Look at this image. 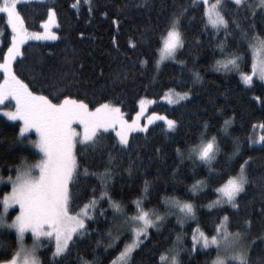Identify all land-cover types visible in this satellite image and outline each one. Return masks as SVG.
I'll return each instance as SVG.
<instances>
[{"label":"trees","instance_id":"obj_1","mask_svg":"<svg viewBox=\"0 0 264 264\" xmlns=\"http://www.w3.org/2000/svg\"><path fill=\"white\" fill-rule=\"evenodd\" d=\"M185 2L193 8L186 9L187 15L183 19L185 43L174 60L163 63L156 70V46L145 42L131 47L128 39H135L137 33L149 26H162L173 7H182ZM17 7L29 31L41 30V21L46 19L49 8L55 12L57 40L27 41L21 46L22 57H17L13 62V70L34 92L49 95L53 85H60L66 89L63 95L83 99L89 107L105 101L119 105L128 120L137 112L141 97L158 100L168 90L190 92L188 97L176 104L157 101L149 109L150 112L176 120L178 124L174 129H165L160 121L143 132L131 133L127 145H120L115 134L106 130L95 148L77 142L75 153L79 174L70 185L72 211L75 212L77 206L93 195V186L96 188L95 194H99L100 181L92 173L108 166L105 158L111 153L114 175L108 190L113 200L128 202L126 207L129 213L134 208L131 201L140 195V189L147 181L151 191L147 202L142 201L145 208L155 206L162 212L165 205L161 196L175 195L179 199L193 200L199 216L198 221L187 222L183 228L173 218L166 219L158 228H150L149 237L134 249L131 264H162L156 257L172 244L173 237L181 231L185 236L180 248L191 249L190 235L195 224L199 223L211 235L209 222L213 217L218 222L225 213L230 216L229 231L240 228L243 220L250 221L249 227L242 229L247 231V240L251 241L248 259L251 264H256L257 258L264 259V238H260L264 231V143L254 146L246 141L254 124L264 125V80L254 79L252 84L244 85L237 73L212 68L215 60L222 57L215 46L220 45L222 39L227 40L225 52L230 51L236 47L235 35L238 33L229 37L221 30L213 35L210 26L205 31L200 18L202 5L195 10L193 0H148L144 5L137 0H88L87 3L85 0H44L20 3ZM222 7L228 10L232 4L226 0L222 2ZM254 15L255 20L249 19L241 26L254 23L257 34L264 35V32H260L264 28V16L260 15V10ZM113 19L117 22L113 23ZM0 29L3 30L1 59L10 36L3 14H0ZM228 31L232 32V26ZM246 47V44L242 45L241 51ZM140 58L145 61L144 65L140 64ZM179 60H184L187 67L179 66ZM251 63L249 52L247 62L240 70L251 71ZM189 68L199 72V81L192 82ZM116 73H119L118 77ZM217 109L220 111L217 112ZM229 117L232 118L228 128L230 135L221 131V124ZM205 122L208 125L206 129ZM201 129L207 133L205 138L215 135L219 144L220 151L210 164L211 168L219 167L232 151V136L240 137L242 141L241 152L233 157L236 167L245 156L252 158L246 168L254 183L248 184L235 210L229 205L216 207L217 211L202 207L215 196L212 191L215 184L208 180L209 167L201 162L193 164L186 153L180 159L176 153L177 148L183 151L186 148L184 141L194 137ZM18 130V122L0 115V177L14 175L15 166L21 158L30 163L39 158L32 145L11 143ZM261 132L264 137L262 127ZM26 135L31 139L34 137L32 134ZM231 174L234 175L235 171ZM202 178L208 186L192 193L188 185ZM9 189L7 183L0 184V197ZM101 200L103 202L94 209L98 218L87 224L85 234L75 238L66 255L51 256L52 249L48 244L39 249L42 264H82L83 261L91 264L94 259L96 264H108L129 236L124 235L117 246H110V250H106L105 246L109 245V224L115 225L119 218L109 221L100 216L101 208L105 209L106 216L113 215V210L106 207L107 198L102 197ZM15 246V234L7 228H0V259H8ZM214 255V251L209 255L197 247L192 255L188 251H181L179 259L181 264H205Z\"/></svg>","mask_w":264,"mask_h":264},{"label":"snow or ice","instance_id":"obj_2","mask_svg":"<svg viewBox=\"0 0 264 264\" xmlns=\"http://www.w3.org/2000/svg\"><path fill=\"white\" fill-rule=\"evenodd\" d=\"M24 2L25 0H0V14H3L7 28L10 29L9 42L3 49V59L0 60V70L3 71L0 78V101H4L7 97L15 101L13 110L7 111L0 106V112L10 119L18 118L19 120V130L14 134L11 143L34 145L38 150L39 158L34 163L21 158L15 166V176L0 177V179H6L11 185L10 191L0 197V204H2L0 228L15 230L16 245L11 256L8 259H0V264H42L37 252L44 247L45 240L48 241V247L52 249L51 256L66 255L75 238L85 234L87 224L98 218L94 209L103 202L102 197L107 198L106 207L113 210V215L106 216L103 208L100 209L99 215L109 221L119 218L115 225L109 224L107 229L109 245L105 246L106 250H110V246H117L124 235L129 236L108 264H118V262L131 264L133 249L140 247L149 237L150 227L158 228V225L167 217L175 215L177 222L183 228L186 221L199 220L197 206L193 200H183L173 195L167 198L161 196L165 205L163 212L155 206L145 208L142 201L147 202L148 193L151 191L148 182L145 181L144 187L140 189V195L131 201L134 208L129 213L126 207L128 202L113 200L108 190L114 175L113 158L109 153L105 158L108 166L102 171L92 173L100 181L99 194H95L96 188L93 186L91 189L93 195L77 206L76 211L73 212L70 185L79 174L74 146L79 142L80 145H91L95 148L100 137L108 129L115 132V138H118L120 145H127L130 143V133H136L137 129L144 131L152 121H162L165 129H174L178 122L166 115L153 112L147 116L143 124H140L141 111L133 113L131 120H126L119 105L105 101L97 103L95 107H89L83 99H76L73 95H63L66 89L60 85H53L49 95L30 90L29 84H26L13 70V61L18 56L22 57L21 46L25 41L56 39L57 34L50 30L51 25L56 23L51 8L48 9L47 19L41 21L44 30L29 31L17 7ZM87 2L88 0H85V3ZM137 2L144 5L148 0H137ZM227 2L232 4V8L225 10L222 7V0H212L211 5L209 0H193L195 10H199L202 5L200 18L205 31L210 25L213 35L221 30L229 37L238 33L235 35L236 47L230 51L225 52V48L228 47L227 40L222 39L221 44L215 46L222 57L217 58L213 66L217 71L237 73L246 85L252 84L254 76L264 80V35L257 34L254 23H248L245 27L241 26L249 19L255 20L254 13L257 10H260V15L264 16V0H227ZM186 9L193 10L187 2L182 7L174 6L162 26L147 27L137 33L135 39L129 37L128 44L131 47H137L145 42L155 45L156 68H159L161 62L166 59L174 60L178 50H182L185 43L183 19L187 15ZM116 22L113 19V23ZM230 26H232V32L228 31ZM260 32H264V28L260 29ZM245 44L247 47L241 51V46ZM249 52L252 53V70L242 72L240 69L247 62ZM140 64H145L143 58H140ZM177 64L187 67L184 60L177 61ZM188 71L191 73L192 82L201 79L199 72L190 68ZM124 75L127 77V70ZM116 76L118 77L119 73H116ZM190 87L191 84H189ZM189 95L190 92L184 91L176 93L174 99L171 95L163 98L167 99L169 104H175ZM138 103L143 110L152 101L141 97ZM219 111L220 109H217V112ZM74 121L78 122L79 130L73 127ZM231 122L232 118H227L221 124V131L230 135L228 125ZM207 127L205 122V129ZM261 127L264 129V125ZM30 129L35 132L34 140L26 135ZM206 135V131L201 129L194 137L184 141L186 148L183 151L177 148L176 153L180 159H183L186 153L193 164L203 162L209 167L208 180L215 184L212 189L215 196L202 207L217 211L214 205L227 204L235 210L248 184L254 183L250 180L246 168L252 158L245 156L238 168L236 167L233 157L241 152L242 141L240 137L232 136V151L227 154L219 167L213 169L209 162L215 158L220 148L215 135L205 138ZM253 142L249 136L248 144L251 145ZM257 142L264 143V137H258ZM156 151L159 152V148ZM9 170L11 171V166ZM173 171L175 172V169ZM233 171H235L234 175L231 174ZM198 185L208 186L202 178L188 185V189L195 194ZM10 205L19 206V211L11 221L5 217ZM209 224L211 235L207 234L199 223L195 224L190 237L191 249L177 247L178 244L183 243L185 236V233L181 231L173 237L172 244L161 251L156 259L164 261L170 257V264H181L179 259L181 251H188L189 255H192L198 247L209 255L215 252L210 264H251L248 259L251 241L247 240V231L242 230L249 227V220H243L240 228L229 231L230 216L225 213L219 217L218 222L213 217ZM29 231L30 244L26 243L25 237V233ZM260 238H264V231L261 232ZM80 259L83 258L80 257ZM83 264H90V262L84 261ZM91 264H96L95 259ZM205 264L208 262L205 261ZM256 264H264V259L257 258Z\"/></svg>","mask_w":264,"mask_h":264},{"label":"rangeland","instance_id":"obj_3","mask_svg":"<svg viewBox=\"0 0 264 264\" xmlns=\"http://www.w3.org/2000/svg\"><path fill=\"white\" fill-rule=\"evenodd\" d=\"M28 1H44V0H25V2H28ZM223 1H226V0H222V2ZM211 3H212V0H209V4L211 5ZM53 10V9H52ZM53 13H54V17H55V12H54V10H53ZM47 17H48V14H47ZM47 17H46V19H47ZM55 20H56V18H55ZM210 26V25H209ZM56 27H57V24L55 23V24H53V25H51V27H50V30L51 31H53V32H56ZM211 27V26H210ZM44 29H43V27H42V25H41V30H39V31H34V32H42ZM2 33H3V30L2 29H0V45H1V36H2ZM57 34V33H56ZM55 40H57V35H56V39H30V40H28V41H38V42H53V41H55ZM27 41H25V43H26ZM251 53V52H250ZM19 57V56H18ZM17 58V57H16ZM15 58V59H16ZM251 58H252V53H251ZM3 59V56H1V59L0 60H2ZM14 59V60H15ZM257 60H259V56H257ZM167 61H172V60H164V61H162L161 62V66H162V64L163 63H165V62H167ZM14 62V61H13ZM160 66V67H161ZM159 67V68H160ZM159 68H156V70H158ZM212 68H215L214 66H212ZM252 70V69H251ZM0 73H2V75H3V71L2 70H0ZM239 79H240V81L243 83V81L241 80V78H240V76H239ZM254 79H257V80H260L258 77H253V80ZM244 84V83H243ZM244 85H246V84H244ZM249 85V84H248ZM176 93H179V92H176V91H174V90H168V91H166L161 97H160V99H158V100H153V99H148V98H146V99H148V100H151L152 101V103H150V104H147L146 105V107L143 109V110H141L140 109V107H139V103H138V110L137 111H141V117L139 118V123L140 124H143V122H144V120L145 119H147V116H149V115H151V113H153V112H150L149 111V109H150V107L154 104V103H156L157 101H161V102H165V103H168L169 104V102H168V100L167 99H164L163 97H166V96H168V95H171L172 97H173V99L175 98V94ZM178 102H180V101H178ZM177 102V103H178ZM176 104V103H175ZM0 106H2L5 110H7V111H11V110H13L14 108H15V101H13L12 99H11V97H7V98H5V100L4 101H0ZM0 115L1 116H4L6 119H8L9 121H16V122H18L19 123V120H18V118L17 119H15V120H13V119H10V118H8L7 116H5L4 114H3V112H0ZM124 119H126L125 117H124ZM132 119V118H131ZM130 119V120H131ZM126 120H128V119H126ZM156 122H160V121H152V122H150L149 123V125H148V127L151 125V124H153V123H156ZM162 122V121H161ZM231 125V123L228 125V128H229V126ZM73 127H75V128H77L78 130H79V125H78V122H73ZM147 127V128H148ZM146 128V129H147ZM146 129H144V131L146 130ZM106 131H112L114 134H115V132L112 130V129H108V130H106ZM137 131H140L139 129H137ZM143 132V131H142ZM28 134H32V135H34V137L32 138L33 140L35 139V132H34V130H29V133ZM131 134V133H130ZM249 136H251V138H252V140L254 141L253 142V144H251V145H254V146H258V145H260L261 143L260 142H257V138L258 137H263V135H262V132H261V125L260 124H254L253 125V127H252V132L250 133V135ZM249 136H248V138H247V143H248V139H249ZM118 139V138H117ZM119 141V140H118ZM33 147H34V145H32ZM34 149H35V147H34ZM37 152H38V150L37 149H35ZM74 152H75V146H74ZM216 155H217V153H216ZM215 158H216V156H215ZM215 158L212 160V161H210L209 162V164H211L214 160H215ZM34 163V162H33ZM201 163H203V162H201ZM12 176H15V173H14V175H12ZM3 183H7L8 185H9V187L11 188V185H10V183L6 180V179H1L0 180V184H3ZM204 186H197V191H199V190H201L202 188H203ZM9 191H10V189H9ZM167 198V197H166ZM207 204V203H206ZM224 205H227V204H223V205H219V206H216V205H214L213 207L214 208H216V207H220V206H224ZM0 207H2V204H0ZM205 208V207H204ZM206 209H208V208H206ZM14 211V213L13 214H11V212H13ZM19 211V206L18 205H10L9 206V209H8V211L5 213V217L7 218V220H9V221H11V219H12V217L13 216H15V214H16V212H18ZM164 211H165V209H164ZM163 212V211H162ZM168 218H173L174 220H175V222L177 223V224H179L178 222H177V220H176V216L175 215H172V216H169V217H167L166 219H168ZM165 219V220H166ZM164 220V221H165ZM190 221H192V220H188V221H186V223L187 222H190ZM162 224V223H161ZM161 224H159L158 225V227L161 225ZM180 225V224H179ZM151 228V227H150ZM149 228V229H150ZM7 229H9V230H11L14 234H15V230L14 229H10V228H7ZM191 235H192V233H191ZM191 235H190V237H191ZM25 237H26V243H28V244H30L31 243V233H30V231L29 232H26L25 233ZM46 244H48V241L47 240H45L44 241V245H46ZM177 247H180V244H178L177 245ZM41 249V248H40ZM38 251H39V249H38ZM133 251H134V249H133ZM37 254H38V252H37ZM21 259H23V257H21ZM212 260V259H211ZM211 260H210V262H211ZM84 262V261H83ZM83 262H82V264H83ZM210 262L208 263V264H210ZM118 264H119V262H118ZM162 264H170V257H168V258H166L164 261H162Z\"/></svg>","mask_w":264,"mask_h":264}]
</instances>
